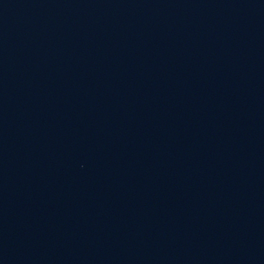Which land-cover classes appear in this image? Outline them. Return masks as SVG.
I'll return each instance as SVG.
<instances>
[{
	"label": "water",
	"instance_id": "water-1",
	"mask_svg": "<svg viewBox=\"0 0 264 264\" xmlns=\"http://www.w3.org/2000/svg\"><path fill=\"white\" fill-rule=\"evenodd\" d=\"M0 264H264V0H0Z\"/></svg>",
	"mask_w": 264,
	"mask_h": 264
}]
</instances>
